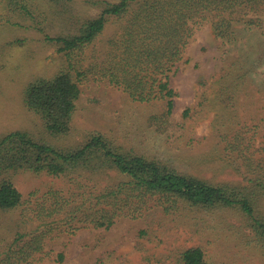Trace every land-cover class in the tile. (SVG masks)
<instances>
[{
    "label": "rangeland",
    "instance_id": "1",
    "mask_svg": "<svg viewBox=\"0 0 264 264\" xmlns=\"http://www.w3.org/2000/svg\"><path fill=\"white\" fill-rule=\"evenodd\" d=\"M86 1L75 0L70 19L41 33L18 20L7 6L9 0H0V137L22 130L54 146H82L92 133L102 132L125 150L164 160L180 173L213 184H243V178L215 149L225 135L223 123L232 128L231 137L242 131L250 138L257 119L264 117V3L257 6L261 10L239 14L233 35L226 39L214 33V16L209 13L191 20L192 35L170 78L177 94L173 117L170 124L162 126L155 120L164 112L161 103L141 105L104 77L113 60L112 43L124 33V23L112 22L82 54L69 57L60 52L61 45L46 41V33L52 37L74 33L78 15L86 18L101 13ZM42 6L49 9L45 3ZM229 62L237 63L236 68L248 75L233 105L226 109L229 99L221 93L219 78ZM75 63L79 65L71 68ZM62 69L79 80L82 96L71 133L55 138L41 118L25 107L24 91L29 83L53 77ZM263 148L264 131L253 145L257 151ZM10 176L24 196V205L0 211V264H175V251L194 246L203 248L210 264H264V250L247 245L253 234L237 210L209 217L165 215L157 208L143 217L123 216L110 229L95 228L71 216L87 192L97 193V183H70L65 178L26 171ZM116 181L111 173L99 184L105 187ZM57 193L59 199L64 195L71 199L59 214L50 216ZM147 228L153 235L141 237ZM31 254L34 257L28 259Z\"/></svg>",
    "mask_w": 264,
    "mask_h": 264
},
{
    "label": "trees",
    "instance_id": "2",
    "mask_svg": "<svg viewBox=\"0 0 264 264\" xmlns=\"http://www.w3.org/2000/svg\"><path fill=\"white\" fill-rule=\"evenodd\" d=\"M74 1L9 0L7 6L19 21H26L30 23L28 27L44 33L47 27H57L59 22L73 16L70 8ZM42 3L49 9L43 8ZM263 3L264 0H120L116 3L87 0L88 6L101 9L98 16L78 15L74 33L56 37L46 33L45 39L61 45L60 52L69 57L77 52L82 54L112 22L124 23V33L112 43L113 60L105 68L104 77L141 105L161 103L164 112L155 116V120L166 126L172 120L177 96L170 78L192 35L191 20L209 13L214 16V33L226 39L233 35L241 14L247 16L261 10ZM249 23L256 22L249 20ZM236 65L227 63L219 78L221 93L225 92L229 99L226 109L233 105L248 75ZM228 69H231L229 73ZM78 81L62 69L53 77L29 83L24 91L25 107L41 118L47 132L55 138L71 133L82 96ZM225 81L230 82L223 86ZM189 112H185V117ZM222 127L225 135L215 151L222 152L223 160L243 178V184H213L180 173L164 160L125 150L102 132L92 133L82 146H54L37 140L27 131H13L0 137V211H12L24 205V196L11 180V173L45 174L76 184L91 180L97 183V193L86 191L87 198L74 206L75 213L71 216L81 223L110 229L123 216L143 217L146 211L157 208L165 215L191 213L209 217L223 210H237L253 234L247 245L264 250V148L253 149L254 140L264 131V117L257 119L250 138H245L242 131L231 137L232 128L226 122ZM111 173L115 174L116 183L101 187L99 180ZM65 197L59 199V193L55 194L53 199L57 201L50 216L65 208L71 199ZM153 233L147 228L140 235L147 238ZM32 257L33 254L28 259ZM174 257L175 264H210L200 246L181 248Z\"/></svg>",
    "mask_w": 264,
    "mask_h": 264
}]
</instances>
